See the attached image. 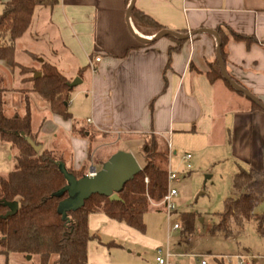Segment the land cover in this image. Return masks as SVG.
<instances>
[{
  "label": "crops",
  "instance_id": "obj_1",
  "mask_svg": "<svg viewBox=\"0 0 264 264\" xmlns=\"http://www.w3.org/2000/svg\"><path fill=\"white\" fill-rule=\"evenodd\" d=\"M8 1L0 0L2 9ZM131 2L166 31L185 35L199 29H227L226 72L264 103V0H129L128 4L126 0H58L52 9L35 10L29 29L14 44L15 61L34 69L47 62L70 82L81 80L71 91V118L52 114L32 91V84L0 61L5 116L23 115L26 98L32 112L31 132L41 149L61 156L66 168L84 167V175L91 168L101 169L113 155L106 149L114 142L127 145L122 151L134 156L131 148L140 147L142 135H152L157 152L167 154V170L177 149L186 146L190 152L184 154L191 159L221 155L233 172L239 164L264 174V113L253 110L250 101L223 81L210 83L207 78L209 64L216 61L214 36L189 37L165 71L167 51L174 43L165 37L140 43L137 38L153 36L140 34L127 18ZM230 31L255 42L248 47L235 41ZM37 44L44 50H36ZM50 137L55 143L45 146ZM9 152L12 156L10 148ZM88 227L99 239L102 231L110 247L121 248L117 240L138 238L135 230L102 214L90 215ZM102 246L88 244L87 264H109ZM0 264H6L2 254Z\"/></svg>",
  "mask_w": 264,
  "mask_h": 264
},
{
  "label": "trees",
  "instance_id": "obj_2",
  "mask_svg": "<svg viewBox=\"0 0 264 264\" xmlns=\"http://www.w3.org/2000/svg\"><path fill=\"white\" fill-rule=\"evenodd\" d=\"M128 2L126 0L127 4ZM57 4L58 0H9L4 3L0 15V61H5L16 69L23 77L22 81L32 84V91L48 104L52 114L69 120L71 115L68 104L72 91L68 86L70 81L47 62H42L38 69H34L23 67L15 61L14 44L29 29L35 10L52 9ZM130 19L135 29L144 36H154L165 30L134 6L130 11ZM226 30L222 27L215 29L220 39V56L224 64L227 61ZM229 33L235 41L244 42L248 47L255 42L252 37L237 35L232 31ZM164 37L174 43L167 51L166 71L170 67L171 56L181 50L186 40ZM28 55L33 60H38L37 56ZM83 72L81 70L79 75ZM35 73L40 76L34 78ZM207 78L210 83L221 80L229 90L237 93L223 79L217 61L209 64ZM3 92L0 88V142L6 143L13 152V168L6 177H0V254L6 258L9 254L24 258L37 257L38 264H49L53 256L56 257L54 264H87L88 244L92 241L101 243L88 227V218L94 214H102L139 233L145 231V213L151 204L159 203L167 192V156L157 153L152 135H142L139 156L135 157L141 171L118 193L119 201L93 195L84 202L82 208L68 212L63 219L58 206L66 195L53 196L66 184L58 166L63 160L51 150L34 152L26 138L36 145L40 143L31 132L28 100L24 99L23 115L6 117ZM152 107L153 102L151 110ZM251 108L262 111L253 103ZM235 168L230 195L224 200L223 211L216 215L210 232L228 238L233 234V225L240 232L246 222L254 221L256 234L264 237V210L255 213V209L264 202V174L239 164ZM66 169L77 179L85 173L84 167L78 171ZM3 202H17L16 213L2 218L8 210L2 205ZM195 220L196 215L193 213L181 214L182 237L187 238L193 233Z\"/></svg>",
  "mask_w": 264,
  "mask_h": 264
},
{
  "label": "rangeland",
  "instance_id": "obj_3",
  "mask_svg": "<svg viewBox=\"0 0 264 264\" xmlns=\"http://www.w3.org/2000/svg\"><path fill=\"white\" fill-rule=\"evenodd\" d=\"M1 10L3 11L0 6V15ZM35 27L34 24L33 29ZM35 47L36 50H44L41 44ZM30 113L32 114L31 109ZM49 126L45 127L47 132L51 131ZM54 143V139L50 137L44 144L52 146ZM118 149L122 151L128 147L114 142L107 147L106 151L114 154L118 152ZM131 149L134 156L138 158L139 146H133ZM177 152L170 161V171L176 172L179 176V181L170 185L176 189L178 195L175 213L169 215L159 203L153 204L156 207L148 209L143 217L145 231L143 233L133 231L137 239L128 237L123 241L117 240L121 248L110 247L107 245L109 239L101 233L102 231H99L101 243L97 241L90 243L103 245V252L109 264H156L158 248L161 249L163 258L166 253H169L165 264H202V262L204 264H239L241 260L246 261L247 264H264V237L256 234L254 221L246 222L240 232L233 225V234L228 238L210 232L216 221V215L223 211L224 200L230 195L234 174L232 165L221 161V155H218L217 159L206 155H196L189 160L190 169H186V162L181 156L190 150L186 146H181ZM12 168L13 159L9 147L0 142V177H6ZM87 168L89 169L90 165ZM263 210L264 202L255 209V213ZM182 213L196 215L194 231L187 238L181 235L180 222L178 230H171V224L180 221ZM255 260L257 263L253 262ZM51 263L50 261L49 264ZM6 264H38V258L30 257L27 260L23 256L9 254Z\"/></svg>",
  "mask_w": 264,
  "mask_h": 264
},
{
  "label": "water",
  "instance_id": "obj_4",
  "mask_svg": "<svg viewBox=\"0 0 264 264\" xmlns=\"http://www.w3.org/2000/svg\"><path fill=\"white\" fill-rule=\"evenodd\" d=\"M133 7L131 2L127 8V18L130 17V11ZM199 33H210L214 36L217 46L215 57L220 68V73L223 79L230 85V87L240 93L248 101L256 105L259 109L264 112V103H262L257 97H255L251 92L245 88L238 85L233 81L226 72L225 65L220 56V39L215 31L208 29H199L197 31L181 35L179 33L170 31H161L154 35L152 39L145 40L142 38H137V40L142 44H148L157 38L164 36H171L176 39L187 40L189 37L199 34ZM39 73L33 74L34 78L39 77ZM81 83L79 78L71 81L68 86L69 88H74ZM26 142L38 153L41 150L40 145H36L31 139L26 138ZM59 171L63 175L66 184L59 191L54 193L55 197H62L66 195V198L59 203L58 212L61 214L62 218H66L68 212H74L83 207L84 202L88 200L93 195H99L109 198L110 201H119L118 193L123 189L124 185L131 181L140 171L137 160L130 152L118 151L111 155L106 162L101 166V169L96 171L95 168H91L87 175H83L81 178L77 179L73 174L69 173L62 162L58 163ZM2 205L8 210L2 218H7L16 213L18 209L17 202H3ZM30 256L27 257V260Z\"/></svg>",
  "mask_w": 264,
  "mask_h": 264
},
{
  "label": "built area",
  "instance_id": "obj_5",
  "mask_svg": "<svg viewBox=\"0 0 264 264\" xmlns=\"http://www.w3.org/2000/svg\"><path fill=\"white\" fill-rule=\"evenodd\" d=\"M96 61H99V59H96ZM94 70V69H93ZM170 147V146H168ZM191 159L190 154H184L182 156V160L186 162V169H190L189 160ZM179 181V176L176 172H171L170 170H167V192L162 198V200L159 202V204L163 207L164 211L171 215L172 213H175L176 206H177V191L176 189L172 188L170 185L174 182ZM179 222H174L171 224V230H178L179 229ZM156 264H165V260L169 258V253H166L165 258L162 257L161 249H156ZM247 264L246 261H239V264ZM202 264H204L202 262Z\"/></svg>",
  "mask_w": 264,
  "mask_h": 264
},
{
  "label": "bare ground",
  "instance_id": "obj_6",
  "mask_svg": "<svg viewBox=\"0 0 264 264\" xmlns=\"http://www.w3.org/2000/svg\"><path fill=\"white\" fill-rule=\"evenodd\" d=\"M144 39V38H143Z\"/></svg>",
  "mask_w": 264,
  "mask_h": 264
}]
</instances>
